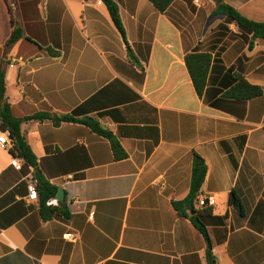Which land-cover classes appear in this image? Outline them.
Returning a JSON list of instances; mask_svg holds the SVG:
<instances>
[{"label": "crops", "instance_id": "crops-1", "mask_svg": "<svg viewBox=\"0 0 264 264\" xmlns=\"http://www.w3.org/2000/svg\"><path fill=\"white\" fill-rule=\"evenodd\" d=\"M112 1L125 38L102 0H0V68L14 115L77 120L22 126L41 175L64 191L65 207L51 204L69 219L42 217L39 198L29 200L34 169L11 155L10 138L0 145V264H208L210 244L217 264H264V95L228 96L237 75L264 89V42L215 14L214 0H175L165 13L149 0ZM220 1L264 22V0ZM14 22L24 37L6 56ZM191 53L212 58L203 96ZM196 155L208 167L199 194L207 203L198 196L195 209L211 210L209 241L174 208L190 194Z\"/></svg>", "mask_w": 264, "mask_h": 264}, {"label": "trees", "instance_id": "trees-1", "mask_svg": "<svg viewBox=\"0 0 264 264\" xmlns=\"http://www.w3.org/2000/svg\"><path fill=\"white\" fill-rule=\"evenodd\" d=\"M107 6L112 20L125 38V31L122 26L119 8L112 0H102ZM156 10L160 13H165L168 8L174 3L175 0H149ZM217 2L215 14L225 15L227 23L236 24L239 29L248 37L252 36L256 40L264 42V22H255L244 17L237 9L224 4L220 0H214ZM24 37V30L14 22L13 32L6 45V56L8 52ZM254 42L251 43L250 48H253ZM130 59L135 63V59L130 54ZM187 66L194 83L195 89L199 96H203L204 91L208 84V76L210 67L212 64V58L206 53H191L186 58ZM6 64L4 63L0 68V128L4 133L9 134L11 141L10 153L15 159H20L24 162V166L27 168H33L35 173V179L37 180L40 210L41 215L45 220H49L53 217H63L64 219L70 218V213L67 210H63L59 206H53L51 203L56 199L59 188L50 182L46 181L39 171L38 158L35 155L31 145L28 143L27 138L22 130V126L30 121H44L51 120L56 126H60L64 123L77 122L73 115H52L49 113L38 114L32 117L19 118L14 115L12 105L8 100L7 83H6ZM264 95V89L260 86L250 84L247 79L242 75H237L235 78V84L229 91L228 96L240 101H248ZM81 123L90 127L95 133L99 134L110 140L115 159L117 161L127 158V154L124 151L120 142L113 136V134L103 129L98 122L92 119L84 120ZM208 173V167L205 160L196 155L193 162L191 191L189 196L180 202L174 203V208L180 214V216L189 217L194 226L206 237L209 241L207 227L203 220L206 214H209L211 210H205L203 212H197L195 209V202L201 193L204 186L206 176ZM234 206L242 210L241 202L237 197L233 198ZM193 208L195 215H189L188 211ZM208 264H217V260L213 255L211 244L207 252Z\"/></svg>", "mask_w": 264, "mask_h": 264}, {"label": "built area", "instance_id": "built-area-1", "mask_svg": "<svg viewBox=\"0 0 264 264\" xmlns=\"http://www.w3.org/2000/svg\"><path fill=\"white\" fill-rule=\"evenodd\" d=\"M84 2L86 3H90V2H93L95 0H83ZM15 64L12 63L10 65V67H14ZM9 144V137L6 135V134H3L2 136H0V145H8ZM18 169H21V165H16ZM28 190H29V200L31 202H36L39 198V192H38V189H37V186H36V183H32L29 185L28 187ZM211 200V203L213 202V199L212 198H209ZM207 203V198L205 196H199V204L201 206H204L205 204ZM66 239L72 241V242H76L77 241V236L75 234H68L65 236Z\"/></svg>", "mask_w": 264, "mask_h": 264}, {"label": "water", "instance_id": "water-1", "mask_svg": "<svg viewBox=\"0 0 264 264\" xmlns=\"http://www.w3.org/2000/svg\"><path fill=\"white\" fill-rule=\"evenodd\" d=\"M57 200L59 201V202H61L62 203V206L63 207H65L64 205V191L62 190V189H60L59 191H58V194H57ZM192 214L194 215L195 213H194V211H192Z\"/></svg>", "mask_w": 264, "mask_h": 264}]
</instances>
